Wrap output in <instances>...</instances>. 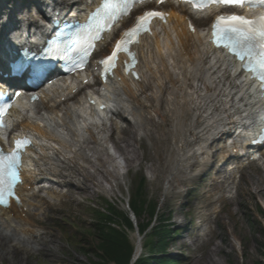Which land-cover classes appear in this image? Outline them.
<instances>
[{
  "label": "bare ground",
  "instance_id": "6f19581e",
  "mask_svg": "<svg viewBox=\"0 0 264 264\" xmlns=\"http://www.w3.org/2000/svg\"><path fill=\"white\" fill-rule=\"evenodd\" d=\"M38 1L30 0V3L34 5ZM90 1L63 0L65 5L77 9ZM5 2L11 6L3 5L0 13H15L16 10L25 19V14L30 12L26 13L18 0ZM168 5L167 23H156L153 33L143 36L137 45L142 72L140 82L132 81L117 71L100 90L80 88L81 96L74 97L73 91L81 85L82 78L75 83L64 80L47 90L42 89L43 93L39 94L42 97L35 105L22 101L16 106L11 121L23 117L22 129L35 136V145L31 149L32 158L28 160V171H25V185L20 186L27 207L24 211H28L26 218L21 206L15 203L9 209L0 210L14 227L25 233L33 232L30 215L32 209L38 210L32 200L39 198L40 202L47 204L44 195L40 194L42 189L35 190L39 182L46 180V173L53 176L49 179L56 181L52 186L67 188L65 197L76 192L87 194L92 189L114 195L118 183L124 180L130 168L141 163L142 157L136 150L140 136L152 140L150 147L154 149L156 158L148 170L156 180L172 166L180 168L186 181L192 180L193 176L182 169L196 167L202 173L210 167L218 175L226 173L223 167L232 157L230 151L234 147L240 149L246 142L236 139L237 146H230L228 150L224 146L225 138L230 139L235 123L247 127V136L252 134L251 130L259 122L258 113L264 105V98H261L254 81L241 71L240 64L209 46L210 23L208 33L205 28L195 33L186 29L184 15L201 25L208 19L211 21L210 15L192 16L185 13L182 5ZM92 98L99 100L97 104H104L109 111H99L91 106L89 100ZM116 116L124 118L129 123L128 127L114 122ZM110 122L114 132L119 130L121 138L110 134ZM167 124L171 125V130H166ZM227 129L231 131L230 135H227ZM171 138L175 147L168 158L161 152V147H168ZM220 143L224 144L221 149L214 148V144ZM0 144L5 146L4 138L0 137ZM109 148L114 149L115 156L108 152ZM254 170L257 173L255 185L258 186L264 167L255 164ZM39 175L42 179L36 182ZM243 178L250 184L253 182L251 175L244 174ZM177 179L172 177L169 180L172 188L179 183ZM28 186L34 187L32 192L27 190ZM48 189L52 191V187ZM53 192L57 196L61 194ZM229 214L237 216L234 211ZM21 250L19 245L12 243L11 237L0 233L2 254H10L14 258ZM45 250L50 252L48 246ZM141 251L140 241L135 246L134 256ZM221 251L220 246L213 244L206 250L204 264H218L214 255Z\"/></svg>",
  "mask_w": 264,
  "mask_h": 264
},
{
  "label": "rangeland",
  "instance_id": "374dc122",
  "mask_svg": "<svg viewBox=\"0 0 264 264\" xmlns=\"http://www.w3.org/2000/svg\"><path fill=\"white\" fill-rule=\"evenodd\" d=\"M18 1L26 13L31 11L26 15L39 19L32 14L34 5L29 0ZM207 23L203 22V25ZM165 128L172 129L170 124ZM114 137L121 138V134L116 132ZM139 138L136 150L142 157L141 163L130 168L124 180L118 183L114 195L92 189L87 194L76 192L65 197L67 188L55 185L52 194L46 198L47 204L39 199L33 201L39 206L36 215L29 220L33 232L25 233L0 217V233L11 237L12 243L22 248L14 258L0 252V264H91V260L97 261L98 258L90 252L96 245V239L87 234V230L94 222L93 209H102L109 201L120 212H129L135 226L151 220L146 236L140 237L142 252L147 251L145 244L151 228L162 219L179 231L186 228L170 240L166 250V256L178 258L179 264H204L206 250L213 244L222 248L214 255L218 264H264V211L260 206L261 202L264 207V175L258 178L261 183L257 186L254 165L243 168L241 173L240 167L230 162L225 166L229 171L226 175H218L209 167L200 177L186 181L180 168L172 166L156 180L148 170L156 158L154 149L150 147L152 140L147 136ZM174 147L171 138L170 145L161 147V152L169 158ZM182 170L189 174V168ZM244 174L253 177L251 184L243 178ZM142 175L146 178L148 201L157 205L156 221L148 210L138 217L129 211L128 203ZM172 177H178L176 182H179H175L174 188L169 183ZM53 190L61 194L57 196ZM231 211L237 216L231 217ZM129 237L134 244L139 238L134 231L129 232ZM45 246L50 252H46ZM83 247L89 252H84Z\"/></svg>",
  "mask_w": 264,
  "mask_h": 264
},
{
  "label": "snow or ice",
  "instance_id": "6c2138e0",
  "mask_svg": "<svg viewBox=\"0 0 264 264\" xmlns=\"http://www.w3.org/2000/svg\"><path fill=\"white\" fill-rule=\"evenodd\" d=\"M133 0H107L104 5L106 20H115L118 13L126 11L129 3ZM201 6L208 4H227L243 6L258 5L264 7V0H200ZM163 18L164 14L155 11H148L137 18L136 24L124 33L112 53L100 63L104 65L107 73L115 67L118 53L127 52L128 45L133 42L141 32L149 31L147 24L151 18ZM212 43L218 47L226 49L236 59L242 62V68L252 73L254 79L260 82V89L264 91V16L257 19H248L243 15H219L215 18L211 26ZM99 30V29H98ZM87 54V53H86ZM130 54V53H129ZM131 55V54H130ZM18 73H28L39 75L44 71L43 68L25 66L18 64L15 69ZM28 141H17L16 147L19 149L22 144ZM19 158L14 151L9 155L0 154V202H3L5 195H13V187L17 181V164Z\"/></svg>",
  "mask_w": 264,
  "mask_h": 264
},
{
  "label": "trees",
  "instance_id": "16d2710c",
  "mask_svg": "<svg viewBox=\"0 0 264 264\" xmlns=\"http://www.w3.org/2000/svg\"><path fill=\"white\" fill-rule=\"evenodd\" d=\"M145 190V178L142 176L131 196L129 207L135 217L141 212L148 210L151 218H155L157 205L155 202L148 201ZM94 222L92 228L87 230V234L92 235L96 239V245H93L92 252L97 261L91 264H130L134 251V246L125 230V228L133 229L134 224L128 213H122L110 203H106V207L93 209ZM151 221V220H150ZM150 221L146 224H138L141 235H146V229L149 227ZM178 232L167 225L165 220L161 219L157 225L151 228L146 240L147 252L137 259L133 264H179V260L166 256V248L173 235ZM89 252L88 249H82Z\"/></svg>",
  "mask_w": 264,
  "mask_h": 264
}]
</instances>
